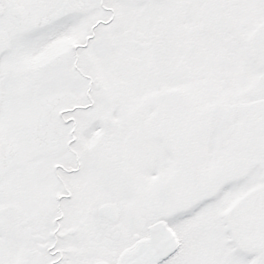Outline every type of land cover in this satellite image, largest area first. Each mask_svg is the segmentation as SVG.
<instances>
[{"label": "snow or ice", "instance_id": "6c2138e0", "mask_svg": "<svg viewBox=\"0 0 264 264\" xmlns=\"http://www.w3.org/2000/svg\"><path fill=\"white\" fill-rule=\"evenodd\" d=\"M0 264H264V0H0Z\"/></svg>", "mask_w": 264, "mask_h": 264}]
</instances>
